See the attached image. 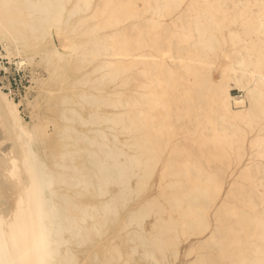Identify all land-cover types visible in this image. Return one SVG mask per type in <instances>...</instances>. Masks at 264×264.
Returning a JSON list of instances; mask_svg holds the SVG:
<instances>
[{"label": "bare ground", "instance_id": "obj_1", "mask_svg": "<svg viewBox=\"0 0 264 264\" xmlns=\"http://www.w3.org/2000/svg\"><path fill=\"white\" fill-rule=\"evenodd\" d=\"M0 60L62 93L0 78V264H264V0H0Z\"/></svg>", "mask_w": 264, "mask_h": 264}, {"label": "rangeland", "instance_id": "obj_2", "mask_svg": "<svg viewBox=\"0 0 264 264\" xmlns=\"http://www.w3.org/2000/svg\"><path fill=\"white\" fill-rule=\"evenodd\" d=\"M55 42L59 45L58 40L55 38ZM38 70H34L40 73L43 77H45V72L42 68L36 67ZM32 70V69H31ZM31 70H18L14 64H10L8 61L0 60V78H1V85L4 87L6 92H10L16 101H23V106L21 108L25 119L28 122L32 121V113L35 111V114L45 117L47 119H52L49 115H53V113H48L50 111H46L48 106L45 102H52L55 101V98H59L62 93H56L54 96H48L44 98H39V91L38 88L32 82L31 78L33 76V72ZM42 71L44 73H42ZM32 75V76H31ZM47 76V75H46ZM77 76V75H76ZM214 77L217 81L221 80V74L215 73ZM60 83L56 84L54 87H58ZM37 88V89H35ZM30 91V92H29ZM35 91V92H34ZM67 92V91H66ZM38 93V94H37ZM37 94V95H36ZM234 96H242L243 93L239 92L238 90L233 91ZM31 95V96H30ZM28 96V97H27ZM54 97V98H53ZM38 98V100H37ZM28 100V101H27ZM37 100L38 105L37 107L32 110L33 108L28 105V102H35ZM45 105V106H43ZM54 105V104H52ZM249 106V103H248ZM46 108V109H45ZM28 109V110H27ZM37 110V111H36ZM31 114V115H30ZM52 130V128H51ZM176 264H182V262H177Z\"/></svg>", "mask_w": 264, "mask_h": 264}]
</instances>
